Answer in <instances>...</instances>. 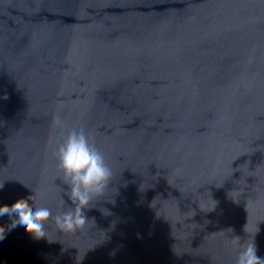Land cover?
I'll return each instance as SVG.
<instances>
[{"label":"water","instance_id":"obj_1","mask_svg":"<svg viewBox=\"0 0 264 264\" xmlns=\"http://www.w3.org/2000/svg\"><path fill=\"white\" fill-rule=\"evenodd\" d=\"M56 116L108 193L74 232L0 222V264H234L245 228L264 257V0H0V206L55 215Z\"/></svg>","mask_w":264,"mask_h":264},{"label":"clouds","instance_id":"obj_2","mask_svg":"<svg viewBox=\"0 0 264 264\" xmlns=\"http://www.w3.org/2000/svg\"><path fill=\"white\" fill-rule=\"evenodd\" d=\"M53 125L60 132L54 156L59 178L67 186L63 188L64 195L60 197L55 215L52 208L37 203L35 196L11 211L0 206V222H8V237L16 232H27L35 238L48 237L46 225L49 221L54 222L61 232L82 229L89 220L84 210L108 193L113 172L94 135L83 125L69 127L59 116L54 117ZM65 195L71 201L70 205L66 204ZM258 230L251 232L245 228L249 235L243 242L239 236L233 237L238 247L234 264H264V257L257 254L255 234ZM4 240L5 234L0 232V247Z\"/></svg>","mask_w":264,"mask_h":264}]
</instances>
